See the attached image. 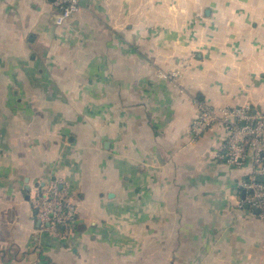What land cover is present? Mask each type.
Wrapping results in <instances>:
<instances>
[{"label":"crops","instance_id":"0c3cea01","mask_svg":"<svg viewBox=\"0 0 264 264\" xmlns=\"http://www.w3.org/2000/svg\"><path fill=\"white\" fill-rule=\"evenodd\" d=\"M0 0V264H264L249 167L191 142L193 100L264 112V0ZM160 71H178L174 80ZM62 179L68 235L35 190Z\"/></svg>","mask_w":264,"mask_h":264},{"label":"built area","instance_id":"2783aa9c","mask_svg":"<svg viewBox=\"0 0 264 264\" xmlns=\"http://www.w3.org/2000/svg\"><path fill=\"white\" fill-rule=\"evenodd\" d=\"M53 6L57 11L54 23L61 25L80 10V0H54ZM158 76L174 81L179 72L160 71ZM193 104L195 115L187 128L191 142L219 125L224 131L217 152L219 159L241 169L251 156L248 172L238 183L245 193L240 205L257 209L258 216L264 219V112L253 111L249 104L212 107L200 100H193ZM29 202L40 230L54 237L68 235L77 220L76 206L60 178L38 187Z\"/></svg>","mask_w":264,"mask_h":264},{"label":"water","instance_id":"95a60500","mask_svg":"<svg viewBox=\"0 0 264 264\" xmlns=\"http://www.w3.org/2000/svg\"><path fill=\"white\" fill-rule=\"evenodd\" d=\"M50 1H52V2H53L54 0H50ZM260 180H261V179H260ZM246 208H247V209H249V207H248V206H246ZM253 212H254L255 214H258V210H257V209H253Z\"/></svg>","mask_w":264,"mask_h":264},{"label":"rangeland","instance_id":"374dc122","mask_svg":"<svg viewBox=\"0 0 264 264\" xmlns=\"http://www.w3.org/2000/svg\"><path fill=\"white\" fill-rule=\"evenodd\" d=\"M251 159V156H248V158H247V162L245 163V167H248V165H249V160Z\"/></svg>","mask_w":264,"mask_h":264},{"label":"trees","instance_id":"16d2710c","mask_svg":"<svg viewBox=\"0 0 264 264\" xmlns=\"http://www.w3.org/2000/svg\"><path fill=\"white\" fill-rule=\"evenodd\" d=\"M200 101H201V100H200ZM206 132H207V131H206ZM204 134H205V133H204ZM204 134H203V135H204ZM203 135H202V136H203ZM202 136H201V137H202ZM201 137H200V138H201ZM200 138H199V139H200Z\"/></svg>","mask_w":264,"mask_h":264}]
</instances>
